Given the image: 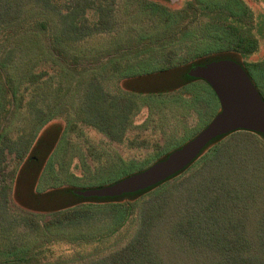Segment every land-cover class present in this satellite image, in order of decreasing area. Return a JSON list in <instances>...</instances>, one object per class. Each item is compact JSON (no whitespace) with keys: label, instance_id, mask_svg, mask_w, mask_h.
Listing matches in <instances>:
<instances>
[{"label":"trees","instance_id":"trees-1","mask_svg":"<svg viewBox=\"0 0 264 264\" xmlns=\"http://www.w3.org/2000/svg\"><path fill=\"white\" fill-rule=\"evenodd\" d=\"M123 2L136 14L130 33L123 31ZM257 16L264 23V12ZM255 22L247 0H187L179 8L159 0H0V264H40L51 250L50 240L29 245L15 234L20 226L59 230L110 217V236L135 215V230L123 245L78 264H264V138L254 132H231L142 193L83 194L181 145L167 147L165 136L161 143L127 136L144 104L140 97L168 95L181 103L188 98L182 91L203 82L219 110L211 86L188 74L195 65L242 58L264 98V57L247 59L259 50ZM106 34L112 38L102 49L95 40ZM195 96L183 101L182 124L211 106L208 95ZM20 114L21 125L12 130ZM59 117L62 129L43 134ZM81 125L112 142L152 146V153L138 160L98 153L105 156L93 171L68 173L55 157L70 132L82 135ZM113 163L120 174L98 180ZM56 167L58 176L47 183Z\"/></svg>","mask_w":264,"mask_h":264},{"label":"rangeland","instance_id":"rangeland-1","mask_svg":"<svg viewBox=\"0 0 264 264\" xmlns=\"http://www.w3.org/2000/svg\"><path fill=\"white\" fill-rule=\"evenodd\" d=\"M159 1H162L169 6L179 8L182 7L187 0ZM247 2L254 10L255 19L257 21V24L255 22L256 27L254 31L260 40L258 52L250 55L247 59H261L264 57V23L260 22L261 20L258 19L259 16H257V14L264 12V2L253 0H247ZM122 5L124 8L125 3H121V7ZM131 8L132 7L128 5L124 8L126 9V12L124 11L123 15V23H125L123 31H126L127 33H130L132 28L129 27L131 17L136 15L135 13L132 15L128 13ZM123 35L125 34H122V36ZM111 38V36L106 34L104 36L96 37L95 41H99V43H101L100 47L105 49L104 47L107 46L106 44ZM212 44L215 45L214 43H211V45ZM240 59L242 60V58ZM132 62H134V60H132ZM135 62H137V60H135ZM50 70L51 73L55 75L54 70ZM181 94H183V96H188V98H186L187 101H189L188 99L192 98L191 96L194 94L196 95L195 97L199 99H202L201 96L204 97L208 95L207 99L210 100L211 106H208V111L205 115H203L202 112H198L197 115H191L188 122L182 124V108L185 106V102L183 101L186 100L179 99L181 103H177L174 102V99L168 95L140 97L142 98L141 103L143 102L144 104L141 111L134 116L133 123L127 130V136L129 138L145 137L150 142L158 141L160 143L163 140V136H165L164 144L166 143L167 147H176L191 138L209 122L210 116L215 115L218 110V101L216 102L212 91L210 92V89L203 82H196L188 86L181 92ZM147 106L155 109L151 112L149 111L151 116L150 119H153V121H146L147 116H149ZM69 112L71 114V118H74L72 111ZM22 116L23 115L20 114L13 119L12 130H16L18 128L17 126L21 125L23 120ZM64 122L65 121L62 117L51 121L43 130V134L45 133L47 136L48 134H51L52 136L56 131L58 132L59 129H62ZM80 128L82 130V135L70 132L66 139L62 142L63 146L59 149L55 157L56 160L58 159L64 165V168L68 173L73 172L75 175H82L87 171L91 172L97 165L100 164V160L103 159L105 155L121 157L123 159L134 158L138 160L149 156L153 150L152 146L132 147L128 144L127 140L123 143L112 142L103 133L87 125H81ZM164 128L166 129V133L163 131ZM98 153H100V155L105 153V155L99 159L100 157L97 156ZM110 163L112 162H108V164ZM56 164L58 163L56 162ZM57 170L58 167H56V171L54 169L50 172V174H46L45 179L47 183L55 181L54 177L59 174ZM119 174V164L113 163L111 164L110 171L103 172L97 179L101 180L105 178L107 180L108 178H112L113 176H117ZM63 176L65 178L67 177L64 173ZM72 182L78 183V181L75 180H72ZM42 185L45 184L42 183ZM37 187L40 189L43 186L38 184ZM16 207L13 206V209L17 210ZM37 217L40 220H43L47 218V215H37ZM136 223L137 217L135 215L131 221L125 223L120 229L115 231L110 236L107 235V228L112 224L110 217L93 219L83 224H76L70 227H61L59 230H49L41 227L38 231L31 232L27 228L20 226L16 229L15 234L21 233L22 237L25 238V241H27L29 245L33 242L38 243L48 240L52 241L46 245V247L49 246L51 250L46 252V256L42 259L40 264H78L91 257L102 255L123 245L132 236ZM55 234L58 236L59 234H66L68 237L72 238L74 236H76V238L77 236H82L84 239L82 242H76V239L70 241H53L55 240L53 238Z\"/></svg>","mask_w":264,"mask_h":264},{"label":"water","instance_id":"water-1","mask_svg":"<svg viewBox=\"0 0 264 264\" xmlns=\"http://www.w3.org/2000/svg\"><path fill=\"white\" fill-rule=\"evenodd\" d=\"M188 74L206 81L219 100V110L209 122L179 147L146 168L115 182L85 190L84 195L139 194L176 175L212 143L236 130L264 138V98L241 59L220 57L192 67Z\"/></svg>","mask_w":264,"mask_h":264},{"label":"flooded vegetation","instance_id":"flooded-vegetation-1","mask_svg":"<svg viewBox=\"0 0 264 264\" xmlns=\"http://www.w3.org/2000/svg\"><path fill=\"white\" fill-rule=\"evenodd\" d=\"M245 66V65H244Z\"/></svg>","mask_w":264,"mask_h":264}]
</instances>
